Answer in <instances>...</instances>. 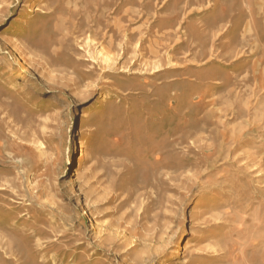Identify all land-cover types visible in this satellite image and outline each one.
Wrapping results in <instances>:
<instances>
[{
    "label": "rangeland",
    "instance_id": "1",
    "mask_svg": "<svg viewBox=\"0 0 264 264\" xmlns=\"http://www.w3.org/2000/svg\"><path fill=\"white\" fill-rule=\"evenodd\" d=\"M0 37V264H264V0H0Z\"/></svg>",
    "mask_w": 264,
    "mask_h": 264
},
{
    "label": "bare ground",
    "instance_id": "2",
    "mask_svg": "<svg viewBox=\"0 0 264 264\" xmlns=\"http://www.w3.org/2000/svg\"><path fill=\"white\" fill-rule=\"evenodd\" d=\"M1 38V37H0ZM8 38V35L7 34H3L2 36V40H6Z\"/></svg>",
    "mask_w": 264,
    "mask_h": 264
}]
</instances>
